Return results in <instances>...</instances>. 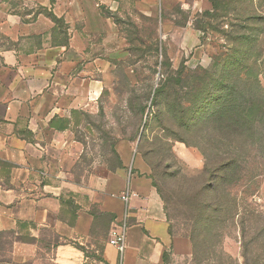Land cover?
<instances>
[{
  "label": "rangeland",
  "instance_id": "1",
  "mask_svg": "<svg viewBox=\"0 0 264 264\" xmlns=\"http://www.w3.org/2000/svg\"><path fill=\"white\" fill-rule=\"evenodd\" d=\"M9 84L22 105L0 109L3 186L68 224L93 213L85 264H120L97 189L125 162L191 242L168 264H264V0H0ZM65 242L33 220L0 226V264H59Z\"/></svg>",
  "mask_w": 264,
  "mask_h": 264
},
{
  "label": "crops",
  "instance_id": "2",
  "mask_svg": "<svg viewBox=\"0 0 264 264\" xmlns=\"http://www.w3.org/2000/svg\"><path fill=\"white\" fill-rule=\"evenodd\" d=\"M87 12L89 22L93 18L98 20L93 2H87ZM28 95L23 98L26 99ZM19 97L10 84L0 86V109L4 119L10 121L15 118L17 109L22 105ZM13 140L14 137L0 133V158H14L11 147ZM19 173H24V169L13 168L11 183L15 184ZM2 182L0 178V207H4V210L0 209V226L13 228L18 220H33L39 225L54 226L63 239L70 241L57 246L56 261L59 264H85L84 251L75 243L86 245L90 241L95 221L93 213L81 209L75 223L68 224L47 208L39 209L35 199L26 196L20 188L3 186ZM97 191L101 194L100 215L111 218V232L117 228L125 236V249L122 252L112 244L107 245V256L111 262L119 255L120 264H168L171 257L186 256L192 252L189 239L171 234L164 200L153 180L134 172L127 162L103 178ZM165 254H168V259Z\"/></svg>",
  "mask_w": 264,
  "mask_h": 264
},
{
  "label": "built area",
  "instance_id": "3",
  "mask_svg": "<svg viewBox=\"0 0 264 264\" xmlns=\"http://www.w3.org/2000/svg\"><path fill=\"white\" fill-rule=\"evenodd\" d=\"M109 242L122 252L125 249V236L123 231L114 228L111 232Z\"/></svg>",
  "mask_w": 264,
  "mask_h": 264
},
{
  "label": "trees",
  "instance_id": "4",
  "mask_svg": "<svg viewBox=\"0 0 264 264\" xmlns=\"http://www.w3.org/2000/svg\"><path fill=\"white\" fill-rule=\"evenodd\" d=\"M170 232H171V229H170ZM171 234H172V232H171ZM75 246L84 251V247L82 245H80L79 243H75ZM165 258L168 259V254H165Z\"/></svg>",
  "mask_w": 264,
  "mask_h": 264
}]
</instances>
